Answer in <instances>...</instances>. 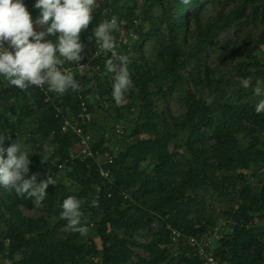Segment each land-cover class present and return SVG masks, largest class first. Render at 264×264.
Segmentation results:
<instances>
[{"label":"trees","instance_id":"trees-1","mask_svg":"<svg viewBox=\"0 0 264 264\" xmlns=\"http://www.w3.org/2000/svg\"><path fill=\"white\" fill-rule=\"evenodd\" d=\"M201 1L192 0L190 6H184L180 0H158L168 30L158 39L159 57L155 62L160 61L162 65L157 68L155 62H150L141 52V64L132 79L133 87L127 94V101L116 107L115 122L124 124L123 132L125 123L130 121L123 111H137L138 116L132 121L134 127L128 128L133 142L118 155L111 153L114 156L112 162L99 161L97 156L83 158L74 153L72 149L78 141L75 137H79L72 129L63 130L69 114L73 121L79 118L83 101L87 102L88 114H99L103 100L109 99L115 104L112 84L101 86L98 83L103 64L111 58V53L107 57L100 53L93 59L96 73L89 76L83 77L79 65L72 63L70 66L66 62L84 90H69L62 96L49 91L46 94L35 86L24 92L10 86L0 76V133L10 134L12 138L5 140L4 147L17 138L29 146V178L32 173L39 172L38 182L46 178L47 173L55 181L60 173L75 179L80 184L76 197L86 201L82 206L84 215L87 220L89 217L96 220V228L92 230L94 236L90 225L86 236L71 231L62 233L59 227L66 221L51 224L45 217L27 215L22 206L37 208L33 201L19 198L14 192L0 187V254L7 251L3 259H9L13 264H128L134 254L131 247L134 243L127 235L155 223L160 228L145 246L150 257L143 258L141 264H204L203 256L188 242V237H204L210 229L209 224L202 223L203 214L208 211L203 203L199 205L194 195L211 186L216 194L224 190L229 195L239 181L247 180L244 172L252 170V165L264 167V113L258 115L250 102L223 103L216 99L209 106L192 91L186 97L187 112L181 117L156 108V97H165L167 91L174 88L172 79L178 75L179 59L186 54L196 56L197 50H204L207 39L215 36V29L224 28L241 10L240 7L230 12L226 19H216L205 27L195 17V40L187 53L182 41L193 21L190 11ZM24 3L27 6V0ZM146 4L152 5V1L148 0ZM262 7L264 9V5ZM130 11L133 12V8ZM113 15L127 20V24L132 22L130 15L123 16L115 9L107 18L98 16L92 20L88 29H94ZM119 31L113 34L116 51L121 54ZM86 40L83 31L81 42ZM261 40L264 42V38ZM97 50L95 42L91 52ZM88 62L84 56L80 64ZM249 66L251 69L247 68V63H240L234 72L246 78L255 75L256 81L264 79V65L252 62ZM210 77L207 75L209 83L212 82ZM169 82L172 85L166 88ZM255 84L252 81L249 91H242V96L251 94ZM57 106L62 107V113L58 114ZM83 120L86 121L84 132L92 131L88 115ZM241 133L246 142L240 139ZM40 137L47 139L50 147L44 149ZM210 138L212 144H208ZM103 143L96 145L94 151H108V148L103 149ZM181 148L187 150L185 162L177 159ZM39 153L49 158L47 162L38 163ZM144 165L146 168L142 173ZM100 166L110 170L109 178L101 175ZM46 192L44 202L51 210L60 206L69 194L60 183L49 185ZM241 196L238 208L229 212L230 219L235 222L232 230L220 232L221 235L210 233L213 240L207 252L212 253L218 264H264V183L257 189L245 183ZM92 200L98 201V207L90 206ZM214 223L210 224L212 228ZM173 229L181 234L177 241L184 242L177 256L173 255L171 247ZM17 255L21 257L17 259ZM99 257L101 261H98Z\"/></svg>","mask_w":264,"mask_h":264},{"label":"rangeland","instance_id":"rangeland-1","mask_svg":"<svg viewBox=\"0 0 264 264\" xmlns=\"http://www.w3.org/2000/svg\"><path fill=\"white\" fill-rule=\"evenodd\" d=\"M147 1L148 0H128V2L126 0H97L93 11V20L98 16L107 18L108 15L114 13L115 9L123 16H131L132 22H128V24L126 22V24L120 25V31L117 35L120 40V55H128L130 57L131 63L129 64V71L132 79L138 65L141 64V52L144 53L146 58L150 59V62H155L159 57L160 43L158 39L160 40L163 38V35H166L168 32L167 26L162 18V7L158 0H149L152 1V5L149 6H146ZM35 2L36 0H27V8L33 20L40 14L39 10L34 8ZM263 5L264 0H202L197 3L195 10L190 11L193 21L189 24L186 38L182 41V47L187 53L190 52L189 46L195 40L197 27L195 17H197L200 24L205 27L208 23L214 22L216 19H226L230 12L240 7L241 10L224 28L215 29V36L207 39L204 50H197L196 56L186 54L183 58L179 59L178 75L172 79V82L175 81L174 88L168 90L165 97H156V108H158L159 111H170L174 116L181 117L187 112L186 97L190 91L195 93L200 99H205L208 95L214 94L215 101L217 99V101L223 103L250 102L255 105L259 98L254 96L253 91L251 94L242 96V91L249 88L242 87V82L245 79H249L251 83L252 81L256 83V76L251 75L250 78H246L236 74L234 71L236 67L243 62L248 64L247 68L250 67L249 63L252 62L260 63L261 66L264 65V42H261V39L264 38ZM100 8H103L102 12L99 11ZM132 8L133 12L130 11ZM120 20L124 21V19ZM85 33L87 35V40L83 43L85 47L82 53L89 62L85 64L86 66H84V68H81L83 77L87 74L89 76L96 73L92 62L97 54H95L94 51L91 52L93 43H95V37L93 36L91 41L88 39L89 36L93 35V29H87ZM105 63L106 61L103 64L102 76L98 79V83H101V86L112 84V74L107 72ZM65 64L66 62L64 65ZM154 64L157 68L162 65L160 61ZM68 65L71 66L72 63L68 62ZM253 69H256V67H253ZM207 75L211 76V83H209ZM259 81H264V79ZM172 82H169L167 85L165 84V87L168 88L172 85ZM96 91L98 92V89ZM108 100H103L102 108L98 110L99 114H88V122L91 123L92 131H88L90 133V138L87 137L86 141L88 142L90 139L89 144L91 147H95L99 143L104 142L102 147L103 149L108 148V151L103 153L100 150H95L103 157L111 155V153L118 155L126 145L133 142L131 132L128 131V128L130 126L134 127V122L132 121L138 116L136 110L131 113L128 110H124L123 113L130 121L125 123L124 132H119L117 127L123 129L124 124H117L115 122L118 115L117 106ZM83 119L84 118L81 116L76 118L75 121L72 119L70 126L78 125L81 130H84L83 126L86 121ZM70 126H68L67 129H69ZM239 137L243 142H246L242 133L239 134ZM75 139L78 141L73 146L72 151L77 153L81 150L83 151L85 147L81 146V139L77 137H75ZM39 141L44 149L50 147L47 139L45 140L40 137ZM208 142V144H212V138H210ZM186 154L187 150L181 148L178 151L177 159L185 162L187 160ZM43 157L45 156L41 153L37 155L38 163L43 160ZM252 166V170L244 172L247 174V180L245 182L239 181L237 185L233 187V190L230 191L229 195L228 192L224 190L220 194H216L212 186L194 195L199 205L203 203L208 211L203 214L202 223L204 225L209 224V236L210 233L213 232L221 235V233L232 230V227L235 226V222L230 219L229 212L232 209L238 208L240 200L242 199L241 194L245 183L253 185L256 189L264 183V167L261 164ZM145 168V165L141 168L142 173H144L143 169ZM223 174H226V172H223ZM56 183H60L65 187V190L69 193L68 196H76V194L79 193L80 184L73 178L67 176L63 177L62 173L59 174ZM61 195L60 193L57 198L58 203L61 201ZM22 209L29 216L45 217L51 224H57L63 221L60 218L61 207L57 206L54 210H51L49 205L44 201L37 208L22 206ZM82 211L84 213V210ZM87 221L88 225L91 227L90 232L94 236L95 233H93L92 230L96 228V220L89 217ZM212 223L215 224L213 228L212 225H210ZM66 224L61 225L59 231L62 233L69 232L70 230L66 227ZM159 228L160 225L152 223L145 230L136 231V233L127 235L129 240L134 243L131 245L134 254L132 255V260L128 264H141L143 258L150 257L145 246L152 241L153 236L158 232ZM212 240L213 238L211 241ZM97 241L101 243L99 240ZM172 244L173 255L177 256L180 253V249L184 246V242L182 241V243H179L178 241H173ZM3 255H7V251L0 254V264H13L9 259H3ZM191 255L193 257L195 253L193 252ZM20 257L21 255H17V259ZM203 260L205 262L204 257ZM98 261H101L100 257Z\"/></svg>","mask_w":264,"mask_h":264},{"label":"clouds","instance_id":"clouds-1","mask_svg":"<svg viewBox=\"0 0 264 264\" xmlns=\"http://www.w3.org/2000/svg\"><path fill=\"white\" fill-rule=\"evenodd\" d=\"M97 0H36L34 8L39 16L33 20L24 0H0V76L10 86L27 92L32 86H48L47 90L64 95L69 90L83 91V86L74 78L71 71L64 69L65 62L80 64L84 59L85 45L81 42V33L88 29L94 15ZM184 6H190L192 0H180ZM126 21L113 15L93 29L96 45L107 57L105 67L112 74V99L117 107L127 101V94L133 87L129 71L131 63L128 55L117 53L114 32ZM31 38V39H30ZM250 80L245 79L242 87L248 88ZM91 87V85H88ZM253 94L259 99L254 105L255 112L264 113V81H256ZM215 95L205 98L206 105H212ZM10 134L0 133V187L14 192L19 198L31 199L39 207L46 199L49 185H55V179L47 173L40 179L39 172H30V148L19 138L7 148L5 140H11ZM6 154V158H5ZM47 162L43 157L42 163ZM85 199L70 195L60 205V218L67 222L66 227L72 233L86 236L89 232L88 221L82 211ZM91 207H98V201L92 200Z\"/></svg>","mask_w":264,"mask_h":264},{"label":"built area","instance_id":"built-area-1","mask_svg":"<svg viewBox=\"0 0 264 264\" xmlns=\"http://www.w3.org/2000/svg\"><path fill=\"white\" fill-rule=\"evenodd\" d=\"M97 53V54H96ZM100 53H103V51L99 48L98 46V50L95 52L96 56ZM104 54V53H103ZM64 69L71 71L72 72V67L63 65ZM80 68H84L79 66ZM42 91H45L46 94H48V90H47V86H43V87H36ZM98 97V96H97ZM49 99V98H48ZM87 102L83 101L82 102V110L83 112L81 113V117L85 118L88 113H87ZM57 112L62 113L63 109L60 106H57ZM72 114H69L65 120L64 126H63V130L64 132H67L68 130L72 129L74 133H76V135L81 139V146L85 147L84 150L79 151L78 154H80L83 158L86 157H93V156H97V160H104L106 163L107 162H112L113 161V157L112 155H107L106 157H103L101 154H98V152L94 151V147H91L89 141L87 142L86 139L87 137L90 136L89 132H84V130H81L78 125H71L72 123ZM68 126H70L69 129ZM118 131L123 133V129H121V127H118ZM90 138V137H89ZM75 153V152H74ZM73 153V155H74ZM62 165L60 164V167ZM100 173L103 177L105 178H109L111 176L110 174V170L103 168V166H100ZM172 235H173V240L177 241L179 240L181 234L180 232H178L177 230L173 229L172 230ZM213 235L209 236V235H205L204 237H196V236H190L188 237V242L189 244L194 247L205 259L204 264H218V261H216V259L213 257L212 253H208L207 250L209 249V247L211 246V237ZM215 237L219 238V235L215 234Z\"/></svg>","mask_w":264,"mask_h":264}]
</instances>
